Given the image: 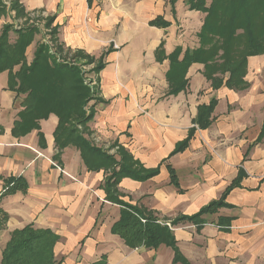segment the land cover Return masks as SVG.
Listing matches in <instances>:
<instances>
[{"label":"crops","instance_id":"crops-1","mask_svg":"<svg viewBox=\"0 0 264 264\" xmlns=\"http://www.w3.org/2000/svg\"><path fill=\"white\" fill-rule=\"evenodd\" d=\"M3 1L0 36L7 24L19 29L28 21L46 29L50 20L66 52L94 58L91 70L103 66L95 73V116L80 127L83 137L117 163L127 153L156 172L144 180L119 177L121 203L172 225L198 215L235 186L222 207L203 216L207 223L199 231L186 220L172 225L181 260L167 244L130 248L112 232L124 208L106 190L120 167H106L103 156L74 145L58 158L54 113L39 122L43 143L38 130L15 137L25 96L9 89L6 71L0 74V221L7 216L0 225V264L12 233L28 225L58 236L54 256L60 264H264V54L248 59L245 89L232 90L225 82L214 88L203 64L178 73L169 60L177 48L181 60L199 47L205 14L191 11L186 0L175 7L168 0H20L27 19L19 20L9 10L12 0ZM158 18L169 25H153ZM10 39L16 40L14 32ZM35 39L26 51L28 65L41 42ZM212 101L211 125L199 128L200 107ZM88 160L99 169L91 170ZM12 178L25 181L27 190L6 194ZM221 217L227 228L218 226Z\"/></svg>","mask_w":264,"mask_h":264},{"label":"trees","instance_id":"trees-1","mask_svg":"<svg viewBox=\"0 0 264 264\" xmlns=\"http://www.w3.org/2000/svg\"><path fill=\"white\" fill-rule=\"evenodd\" d=\"M175 7L178 0H168ZM191 11L197 10L205 14L204 24L198 34L199 47L185 51L183 58L181 48L169 56L170 63L175 72H185L195 63L205 66L204 75L214 88H219L225 82L232 90L246 88L245 77L248 59L252 56L264 54V0H186ZM6 4L0 0V19L6 13ZM9 10L16 13L15 20L27 19V14L20 0H12ZM50 20L46 22V29L50 35L55 36V43L59 42L58 31L51 27ZM153 25L164 27L169 22L161 18L152 22ZM16 29V25L7 24L0 36V74L9 73V89L18 97L24 95L22 111L19 120L15 122L13 135L23 137L33 130H38L39 139L43 143L39 122L47 119L52 113L59 117V127L55 133L58 147V158L68 145H74L85 153L103 156L106 167H120V170L111 175L106 184L107 196L110 200L123 206L121 219L114 224L113 233L122 239L132 249L146 247L157 249L167 244L176 252V260H181L177 251L176 240L172 230L162 223L153 214L121 203L116 196V182L119 177L130 175L136 180H144L154 176L156 172L147 171L143 166L127 153L122 154L121 164L113 156H108L100 149L91 146L83 137L87 123L95 116L94 106L89 103L98 100L92 94V84H87L83 77V66L70 62L63 57V46L54 50L46 42H40L36 49L35 59L31 64L27 62V49L34 43L40 29L36 25L28 24ZM14 32L16 40L10 39ZM71 54L72 52H68ZM87 59L86 64L92 65L94 58L83 52L75 54V59ZM17 68H20L16 71ZM103 66L97 64L91 73H98ZM219 75V76H218ZM221 76V77H220ZM228 78L226 79V77ZM226 79V80H225ZM91 95V96H90ZM93 96V97H92ZM99 101V100H98ZM215 101L210 107H200L196 119L199 128L211 125L210 115L214 109ZM193 130L190 137L193 136ZM188 141L177 147L176 152L183 151ZM91 170L99 169L94 162L88 160ZM96 165V167H95ZM115 180L114 182L112 181ZM171 183L178 186L175 174L171 175ZM13 183L14 185H10ZM6 194L27 190V184L22 179L12 178L7 183ZM235 184L228 187L221 200L207 206L198 215L185 217L171 222L173 226L180 222H193L199 231L207 222L204 215L214 214L224 205V200ZM7 219L2 216L0 225ZM228 220L221 217L218 226L227 228ZM58 236L46 229H35L31 225L20 231L12 233L11 240L2 253V264H60L54 256V247Z\"/></svg>","mask_w":264,"mask_h":264},{"label":"rangeland","instance_id":"rangeland-1","mask_svg":"<svg viewBox=\"0 0 264 264\" xmlns=\"http://www.w3.org/2000/svg\"><path fill=\"white\" fill-rule=\"evenodd\" d=\"M11 3H12V1H11ZM10 6H11V4H10ZM41 28H42V30H41ZM41 28H40V30H41L40 34H38L40 41H46L50 45V48L53 50L57 47L62 46L60 41L58 43L57 42L55 43V38H54L55 36H51L50 30L49 29L46 30L45 27L43 26V24H41ZM62 52L64 53L63 57L67 58L68 61L75 62L77 65L83 66V69H82L83 77H84L85 81H87L86 82L87 84H89V85L92 84V89H91L92 94L91 95H93V96L97 95L98 85H97V80H96V74L94 72L93 73L90 72L92 66L89 64H86L87 59L79 58V57H78V59H75V54H73V53L68 54L65 49ZM260 75L262 76V81L264 82V71L262 73H260ZM91 104H92V102L89 103V105H88L89 108L91 107L90 106Z\"/></svg>","mask_w":264,"mask_h":264},{"label":"built area","instance_id":"built-area-1","mask_svg":"<svg viewBox=\"0 0 264 264\" xmlns=\"http://www.w3.org/2000/svg\"><path fill=\"white\" fill-rule=\"evenodd\" d=\"M166 225H167V226H168L170 229H171V228H173V226H172V225H170V224H166Z\"/></svg>","mask_w":264,"mask_h":264}]
</instances>
